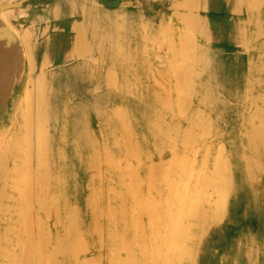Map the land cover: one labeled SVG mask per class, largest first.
I'll return each instance as SVG.
<instances>
[{
  "label": "bare ground",
  "instance_id": "6f19581e",
  "mask_svg": "<svg viewBox=\"0 0 264 264\" xmlns=\"http://www.w3.org/2000/svg\"><path fill=\"white\" fill-rule=\"evenodd\" d=\"M69 1L4 21L0 264H264V0Z\"/></svg>",
  "mask_w": 264,
  "mask_h": 264
},
{
  "label": "rangeland",
  "instance_id": "374dc122",
  "mask_svg": "<svg viewBox=\"0 0 264 264\" xmlns=\"http://www.w3.org/2000/svg\"><path fill=\"white\" fill-rule=\"evenodd\" d=\"M131 0H102L99 3L98 8L119 10L123 8V5ZM61 3L67 5L69 0H0V57L3 56L4 49L7 45L8 37L6 34L7 25L5 20L11 23H33L40 30L36 35V40L40 42L44 39H51L58 33H65L71 29L70 21L72 17L67 13L64 14L61 19L63 22L59 23L57 18H54L50 14V8H53V4ZM175 0H132L131 9H142L145 12L151 14H164L172 11L175 7ZM127 6V5H126ZM207 12V11H206ZM209 12V9H208ZM211 19L220 20L215 14H210ZM81 19V17H80ZM3 20V21H2ZM53 20V21H52ZM60 20V19H59ZM53 23V25H52ZM3 32V34L1 33ZM45 33V34H44ZM47 33V34H46ZM6 43V44H5ZM209 56L212 62H222L229 52L230 48L226 47L221 40H211L209 43ZM229 49V50H228ZM3 51V52H2ZM61 61V62H60ZM64 66L62 60L56 61L52 65L54 70H60ZM51 69V67H50ZM3 80V81H2ZM6 83V80L2 73L0 66V86ZM102 91H99L101 93Z\"/></svg>",
  "mask_w": 264,
  "mask_h": 264
}]
</instances>
